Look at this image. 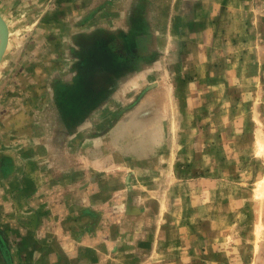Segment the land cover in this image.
Instances as JSON below:
<instances>
[{
  "label": "crops",
  "instance_id": "0c3cea01",
  "mask_svg": "<svg viewBox=\"0 0 264 264\" xmlns=\"http://www.w3.org/2000/svg\"><path fill=\"white\" fill-rule=\"evenodd\" d=\"M47 1L54 16L37 32L53 35L38 47L52 49L58 80L17 76L23 95L0 98V264H219L230 253L216 237L217 190L241 176L216 167L242 162L229 149L260 129L243 102L264 92V0ZM172 96L188 134L176 141L185 206L170 222L136 164ZM252 195L229 209L257 212Z\"/></svg>",
  "mask_w": 264,
  "mask_h": 264
},
{
  "label": "rangeland",
  "instance_id": "374dc122",
  "mask_svg": "<svg viewBox=\"0 0 264 264\" xmlns=\"http://www.w3.org/2000/svg\"><path fill=\"white\" fill-rule=\"evenodd\" d=\"M48 3L47 0H0V20L6 30L5 46L0 57V98L5 97L6 93L11 95V93H15L14 91L20 92L22 90L23 84H21V79L17 80V76H43L45 80L47 78L51 79V81L55 78L58 80L55 75L59 74L62 69L60 68L61 65L56 63L55 57H52V49L44 48L39 50L40 48L38 47L42 43H46L45 41L53 35V32L49 33L48 29L41 34L37 32V25L51 23L49 20L53 19L54 12L49 8L50 4ZM39 19H41L42 23H39ZM241 37V34L237 33L233 41H236V39L240 40ZM224 39L228 38L225 36ZM244 41L250 42L253 40L246 39V34L244 33ZM236 52L239 53L240 49ZM252 54V51L248 52V57ZM251 58L252 56L248 60ZM166 72L165 76L169 72V65L166 66ZM255 73L256 70L254 74L251 73L250 75L254 76ZM258 75L259 72L256 76ZM38 84L39 88L42 89L43 83L40 82ZM89 86L93 87L89 93L96 91L99 94V83H90ZM166 86L171 89L172 84H167ZM45 87H47V82ZM68 91L79 92L80 89L74 85ZM166 92L171 93L170 91ZM20 93L23 95L22 92ZM144 93V90L137 93L135 98L131 99L130 105L138 106L140 102H143ZM255 97L254 101L245 99L243 103L250 106L255 104V107H257V123H253L257 124L260 129L246 133L243 141H241L242 143L239 145L240 147L232 148L228 151V153H231L232 158L241 157L242 162H227L226 164L222 163L221 166L217 164L216 167L217 171L220 170L227 176H229L231 171L237 172L241 176L239 177L241 179L232 181L226 180V178L223 185H221L220 192L217 190L216 205L218 210L213 212V217L217 219L221 215V224L218 223L215 228L216 237L223 238L227 242L225 251L230 253V255H226V258L221 259L219 264H264V210L262 211V207L264 208V118L262 119L259 116L261 111L264 114V92L262 89L257 91ZM156 101L159 104L161 99ZM165 101L164 105L169 106V112L165 120H162L163 129L152 127L151 131L142 132L146 134V137L150 134L151 139L155 140H153V145H151V157L148 161L146 160L145 164L137 163L136 170L139 172L143 171V165H145V171L150 173L151 179L148 178L147 185L152 187L151 198L155 200L153 204L157 202L158 208L161 207L163 212L168 213L170 222H173L179 213L175 204L183 203L185 206L183 201L185 195L183 200L180 195H177L178 190L183 187V185L180 186L181 182L186 179V176H184L186 169L176 162V141L178 137L181 138V135L188 134V131L182 132L180 130L178 132L176 130L179 116L175 113L176 103L174 97L172 96V98ZM254 114L253 116H255ZM152 119L154 124V118ZM138 121L141 122L142 120ZM249 138L254 140L253 145H248L247 140ZM148 166H150V169ZM148 173L146 175H149ZM249 175L251 176L250 179ZM247 176L248 178L246 179ZM143 181V179H137V184H143ZM158 188L162 189L161 194ZM250 190L253 194L251 200L258 201L261 204L257 212L229 209V206L238 208L239 204H243L245 208L250 207V204L246 205L249 200H245V197H243L245 191ZM223 198L225 199L224 202L222 201ZM170 205L172 206L170 207ZM256 215H258V218ZM170 231L173 232V230ZM171 232L168 231L167 234L170 236ZM152 246V260H154L155 253H158L157 242H153ZM166 249L171 248L169 246ZM164 260L167 263L174 261L168 257Z\"/></svg>",
  "mask_w": 264,
  "mask_h": 264
},
{
  "label": "water",
  "instance_id": "95a60500",
  "mask_svg": "<svg viewBox=\"0 0 264 264\" xmlns=\"http://www.w3.org/2000/svg\"><path fill=\"white\" fill-rule=\"evenodd\" d=\"M5 35H6L5 26L0 20V57L5 46Z\"/></svg>",
  "mask_w": 264,
  "mask_h": 264
},
{
  "label": "bare ground",
  "instance_id": "6f19581e",
  "mask_svg": "<svg viewBox=\"0 0 264 264\" xmlns=\"http://www.w3.org/2000/svg\"><path fill=\"white\" fill-rule=\"evenodd\" d=\"M258 197V196H257Z\"/></svg>",
  "mask_w": 264,
  "mask_h": 264
}]
</instances>
